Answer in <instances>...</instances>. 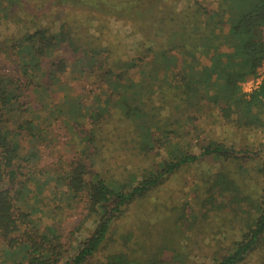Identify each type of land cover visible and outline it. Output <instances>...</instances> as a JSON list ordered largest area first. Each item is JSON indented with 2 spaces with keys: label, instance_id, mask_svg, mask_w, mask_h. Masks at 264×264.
Wrapping results in <instances>:
<instances>
[{
  "label": "trees",
  "instance_id": "1",
  "mask_svg": "<svg viewBox=\"0 0 264 264\" xmlns=\"http://www.w3.org/2000/svg\"><path fill=\"white\" fill-rule=\"evenodd\" d=\"M215 3L0 0V54L17 69L0 71V264H264V141L169 149L185 121L187 140L209 123L264 138V76L242 89L264 61V0ZM106 15L141 36L133 57L103 43ZM56 127L73 155L44 164ZM112 138L148 164L128 184L104 177ZM207 160L191 199L159 201Z\"/></svg>",
  "mask_w": 264,
  "mask_h": 264
},
{
  "label": "rangeland",
  "instance_id": "2",
  "mask_svg": "<svg viewBox=\"0 0 264 264\" xmlns=\"http://www.w3.org/2000/svg\"><path fill=\"white\" fill-rule=\"evenodd\" d=\"M204 3H207L211 6H216V0H200ZM185 1H181L180 5H184ZM106 20L102 22L100 18V22L105 24V29L102 32V41L106 45L108 44L113 49V54L116 57L122 59H129L134 56L135 49L138 41L141 39V36L138 33L132 31V28L129 24L123 23V21L114 18L113 16L106 15ZM93 26L90 27L91 32L94 35L99 34L96 30V25L99 24L98 20L92 21ZM8 25V24H7ZM9 28L13 29V25H8ZM4 32V31H3ZM6 33V32H4ZM16 67L13 65L6 55L0 54V71L9 74H16ZM264 74V61L261 66L258 68L256 75L254 77H258L259 75ZM252 79V78H250ZM248 79V80H250ZM244 84V83H243ZM242 84V89H243ZM73 85V84H72ZM75 85V84H74ZM79 86L75 85V90L79 91ZM205 129V132H201L199 134H194L191 138L189 137L187 140V121L184 122L183 128V137L179 141H172L171 147L169 149H175L177 147L179 150L187 151V142H189L191 149L194 152L198 151V145H201L207 142L209 139H217L223 141L227 146L230 143H239V141H243L241 144H246L250 142H258L264 141L262 135H244L240 134L236 136L233 133V129L228 125H220L217 123L216 125L204 124L202 126ZM201 127V131H202ZM56 132L59 133V139L57 141V148L54 156H44L42 158V162L47 164L49 162L56 161L57 158H60L63 162H68L72 158L73 155V146L70 145L68 141V137L65 136V131L58 130L55 128ZM206 133V134H205ZM196 135V136H195ZM121 139L112 138V144L110 145V150L104 151V159L106 160V165H104L103 169L105 170L104 177L111 182H116L120 184H128L129 181H132L135 175L140 173V169L143 165L148 166V164L144 160L140 161V158L137 156H130L129 153L125 150V146L120 144ZM110 143V142H109ZM121 145L124 148L121 150ZM120 148V149H119ZM159 154L161 158H168L169 155L164 150H159ZM159 157V158H160ZM159 158H156V161H159ZM209 160L204 161L200 165H192L190 167H185L172 178L168 179V181L161 186L159 189L157 196L161 203H171V201H179L182 199L188 200L191 199L192 192V183L194 181L195 175L199 174L201 171H204L209 168ZM149 163V162H148ZM212 171H215L216 164H214V168H210ZM137 173V174H136ZM146 206H149L146 204ZM134 212H137V209L134 208ZM138 213V212H137ZM81 221L80 207L75 209L72 213H70L63 222L61 223V233L66 235L70 230H72L79 222ZM163 225V224H162ZM165 226V225H163ZM93 225L90 222H85L81 231L77 233V236L80 239L85 238L89 231L92 230ZM198 263H201L203 260L201 258H197Z\"/></svg>",
  "mask_w": 264,
  "mask_h": 264
},
{
  "label": "built area",
  "instance_id": "3",
  "mask_svg": "<svg viewBox=\"0 0 264 264\" xmlns=\"http://www.w3.org/2000/svg\"><path fill=\"white\" fill-rule=\"evenodd\" d=\"M263 76L264 74L259 75L258 77L257 76L253 77L252 79L245 81L243 84V91L248 93L254 90L259 85Z\"/></svg>",
  "mask_w": 264,
  "mask_h": 264
}]
</instances>
